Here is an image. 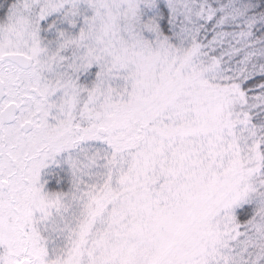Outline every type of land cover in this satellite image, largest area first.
Here are the masks:
<instances>
[{
    "label": "snow or ice",
    "instance_id": "obj_1",
    "mask_svg": "<svg viewBox=\"0 0 264 264\" xmlns=\"http://www.w3.org/2000/svg\"><path fill=\"white\" fill-rule=\"evenodd\" d=\"M0 264H264V0H0Z\"/></svg>",
    "mask_w": 264,
    "mask_h": 264
}]
</instances>
